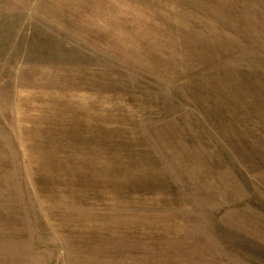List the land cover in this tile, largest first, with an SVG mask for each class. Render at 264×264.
<instances>
[{
    "label": "rangeland",
    "instance_id": "rangeland-1",
    "mask_svg": "<svg viewBox=\"0 0 264 264\" xmlns=\"http://www.w3.org/2000/svg\"><path fill=\"white\" fill-rule=\"evenodd\" d=\"M0 264H264V0H0Z\"/></svg>",
    "mask_w": 264,
    "mask_h": 264
}]
</instances>
